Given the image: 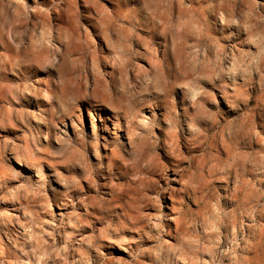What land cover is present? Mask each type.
<instances>
[{
  "label": "rangeland",
  "instance_id": "obj_1",
  "mask_svg": "<svg viewBox=\"0 0 264 264\" xmlns=\"http://www.w3.org/2000/svg\"><path fill=\"white\" fill-rule=\"evenodd\" d=\"M0 264H264V0H0Z\"/></svg>",
  "mask_w": 264,
  "mask_h": 264
},
{
  "label": "bare ground",
  "instance_id": "obj_2",
  "mask_svg": "<svg viewBox=\"0 0 264 264\" xmlns=\"http://www.w3.org/2000/svg\"><path fill=\"white\" fill-rule=\"evenodd\" d=\"M89 116L91 117L92 116V113L90 112L89 113ZM93 117V116H92ZM114 118H117V117H115L114 116ZM77 119H78V122L81 124V125H83V121L81 120V118L79 117V116H77ZM93 120H94V118H92ZM118 119V118H117ZM143 120H145V119H143ZM140 124V123H139ZM142 124V123H141ZM128 125V124H127ZM95 126V124L93 123V127ZM72 127L74 128V129H79V125L77 124V122L76 121H73L72 122ZM82 130V129H81ZM77 131V130H76ZM175 142V141H174ZM173 146H174V144H173ZM177 146V145H176ZM175 147V146H174ZM176 148V147H175ZM177 151V150H176ZM175 152V151H174ZM177 176V175H176ZM179 176V175H178ZM178 179V178H177ZM176 179V180H177ZM170 180V179H169ZM170 185V184H169ZM168 188V187H167ZM171 189H172V187H171ZM170 189V190H171ZM173 191V190H172ZM166 193V192H165ZM169 194H170V191H169ZM172 194H173V192H172ZM156 198H158V197H156ZM171 199H173V198H171ZM158 200V199H157ZM158 202V201H157ZM160 202V201H159ZM159 219V218H158ZM160 220H161V218H160ZM159 225V224H158ZM162 225V224H161ZM154 226H155V224H154ZM156 227V226H155Z\"/></svg>",
  "mask_w": 264,
  "mask_h": 264
}]
</instances>
